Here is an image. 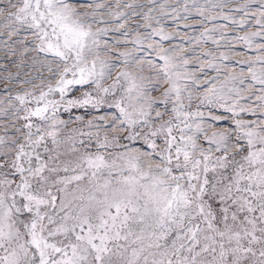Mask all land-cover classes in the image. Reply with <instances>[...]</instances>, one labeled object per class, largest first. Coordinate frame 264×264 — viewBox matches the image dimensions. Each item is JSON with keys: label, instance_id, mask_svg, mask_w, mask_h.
<instances>
[{"label": "snow or ice", "instance_id": "snow-or-ice-1", "mask_svg": "<svg viewBox=\"0 0 264 264\" xmlns=\"http://www.w3.org/2000/svg\"><path fill=\"white\" fill-rule=\"evenodd\" d=\"M0 264H264V0H0Z\"/></svg>", "mask_w": 264, "mask_h": 264}]
</instances>
